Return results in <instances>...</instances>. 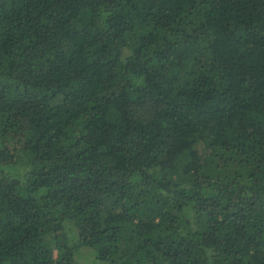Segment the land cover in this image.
Instances as JSON below:
<instances>
[{
  "label": "trees",
  "instance_id": "16d2710c",
  "mask_svg": "<svg viewBox=\"0 0 264 264\" xmlns=\"http://www.w3.org/2000/svg\"><path fill=\"white\" fill-rule=\"evenodd\" d=\"M0 264H264V0H0Z\"/></svg>",
  "mask_w": 264,
  "mask_h": 264
}]
</instances>
